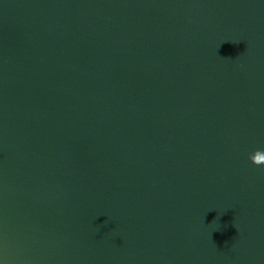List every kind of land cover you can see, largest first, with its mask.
<instances>
[{"label": "water", "instance_id": "obj_1", "mask_svg": "<svg viewBox=\"0 0 264 264\" xmlns=\"http://www.w3.org/2000/svg\"><path fill=\"white\" fill-rule=\"evenodd\" d=\"M0 264H264V0H0Z\"/></svg>", "mask_w": 264, "mask_h": 264}, {"label": "clouds", "instance_id": "obj_2", "mask_svg": "<svg viewBox=\"0 0 264 264\" xmlns=\"http://www.w3.org/2000/svg\"><path fill=\"white\" fill-rule=\"evenodd\" d=\"M259 154V153H258Z\"/></svg>", "mask_w": 264, "mask_h": 264}]
</instances>
